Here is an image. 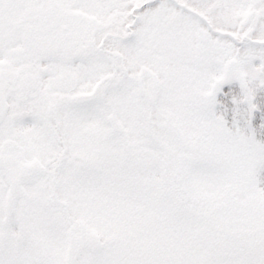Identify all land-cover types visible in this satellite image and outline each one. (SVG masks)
<instances>
[{
  "label": "snow or ice",
  "instance_id": "6c2138e0",
  "mask_svg": "<svg viewBox=\"0 0 264 264\" xmlns=\"http://www.w3.org/2000/svg\"><path fill=\"white\" fill-rule=\"evenodd\" d=\"M0 264H264V0H0Z\"/></svg>",
  "mask_w": 264,
  "mask_h": 264
}]
</instances>
